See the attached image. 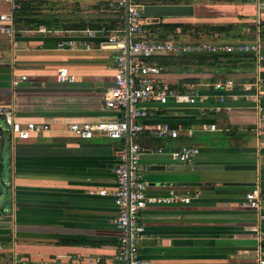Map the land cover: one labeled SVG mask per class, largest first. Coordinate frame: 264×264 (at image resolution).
<instances>
[{
	"label": "crops",
	"instance_id": "obj_1",
	"mask_svg": "<svg viewBox=\"0 0 264 264\" xmlns=\"http://www.w3.org/2000/svg\"><path fill=\"white\" fill-rule=\"evenodd\" d=\"M50 1V8L64 17L112 16L107 0ZM176 2L193 4V14L143 16L153 39L252 44L258 34L264 57V6L257 10L252 1L244 0ZM60 3L61 9L56 8ZM151 3L169 1L139 0L141 6ZM66 4L75 10L64 11ZM15 6V0H0V14L12 16ZM176 23L188 26L184 30L170 26ZM40 26L16 29L12 37L0 35V105H10L22 123L49 126L8 147L10 202L8 213L0 214V234L10 237L0 242L5 243L0 260L120 264L114 256L117 209L111 191L121 143L103 137L80 140L65 130L72 122L120 118L117 110L104 106V94L113 85L115 52L80 45L59 48L60 39L80 43L84 37L80 29L59 35L38 32ZM161 56L171 59L160 66L163 70L157 78L177 87L182 97L170 99L142 120L144 129L137 141L143 178L152 195L190 188L201 196L187 204L142 210L146 229L139 247L141 258L145 264H258L254 229L258 215L240 205L244 193L259 184L264 210V130L259 141L252 85L257 74L255 56L251 52ZM58 67H66L74 79L58 82ZM20 75L26 80L13 87L12 79ZM260 75L264 90V60ZM217 78H231L233 85L216 88ZM185 96H195L196 102H187ZM261 103L264 111V93ZM161 123L176 129L177 137L156 138L153 128ZM191 145L199 149L192 164L171 157L172 150ZM158 147L163 151L158 152ZM194 166L217 168L195 170ZM199 181L204 184H191ZM223 182L240 184L222 187ZM100 189L107 193H96ZM261 227L264 252V220Z\"/></svg>",
	"mask_w": 264,
	"mask_h": 264
},
{
	"label": "built area",
	"instance_id": "obj_2",
	"mask_svg": "<svg viewBox=\"0 0 264 264\" xmlns=\"http://www.w3.org/2000/svg\"><path fill=\"white\" fill-rule=\"evenodd\" d=\"M252 1L257 10L264 6V0ZM107 8L115 14L121 22V27L97 28L87 27L80 30L84 36L80 43L67 38L60 39L59 48L76 49L80 45L85 49L113 50L115 52V66L113 85L104 94V106L119 112L120 118L97 122H72L65 130L80 140H90L103 137L108 140L119 141L118 158L115 164V188L111 191L117 209L114 226L117 230V247L114 254L120 264H145L140 255V243L145 236V225L141 221V212L147 206L161 204H187L200 198L201 193L194 189H184L181 192L171 191L168 195H152L143 178L140 164L141 148L138 137L144 129L142 120L152 112H158L170 99L182 97L178 88L163 84L157 76L163 68L144 61V58L155 55H179L192 53H242L251 52L256 60V81L252 84L256 90L254 95L257 113L256 135L260 141L264 130V111L262 106L263 79L260 75L264 60L260 37L252 44H211L208 42H179L174 40H155L147 29L148 18L139 13V0H107ZM38 32L61 34L62 29L40 26ZM16 29L12 16L0 14V35L12 37ZM55 78L58 82H71L74 79L66 67L56 68ZM26 76L20 75L12 79V86L16 87L25 81ZM216 88L233 85L231 78H217ZM189 103H195V96H185ZM223 98H221L222 100ZM153 103L154 105H146ZM0 156L4 138L7 148L14 147L20 141L32 138L31 132H45L49 126L34 122H20L10 105H0ZM209 128L214 129L211 124ZM153 135L159 139L176 138L178 131L166 123L157 124L153 128ZM6 148V149H7ZM162 152V147L156 149ZM171 157L185 164H192L199 153L196 146H182L170 152ZM91 194L94 191H90ZM100 195L107 193L105 189L96 191ZM242 208L255 210L258 215L254 229L257 233V261L264 264L262 250V221L264 210L262 193L259 184L247 190L240 203Z\"/></svg>",
	"mask_w": 264,
	"mask_h": 264
},
{
	"label": "trees",
	"instance_id": "obj_3",
	"mask_svg": "<svg viewBox=\"0 0 264 264\" xmlns=\"http://www.w3.org/2000/svg\"><path fill=\"white\" fill-rule=\"evenodd\" d=\"M50 0H15V8L12 12L13 25L15 29H24L35 26H45L48 28H57L62 30L74 31L75 29H85L87 27L97 28L105 26L107 28L121 27V22L113 12L110 18L100 17L96 19H84L76 17H64L59 13H55L50 8ZM49 5V6H48ZM58 9H61L59 7ZM172 28L181 27L183 30L188 25L181 23L170 24ZM153 59V60H152ZM170 57L155 55L144 58V61L165 66Z\"/></svg>",
	"mask_w": 264,
	"mask_h": 264
},
{
	"label": "water",
	"instance_id": "obj_4",
	"mask_svg": "<svg viewBox=\"0 0 264 264\" xmlns=\"http://www.w3.org/2000/svg\"><path fill=\"white\" fill-rule=\"evenodd\" d=\"M151 1H169V3H151L145 4L138 8L139 13L143 16L149 17H171V16H191L193 14L194 6L193 4L188 3H178L176 1L182 0H151ZM7 148V139L4 138L1 156H0V214L7 209L9 206V198L10 193L4 194V181L1 179V174L3 170V157ZM241 167V166H237ZM217 166H194L193 169L195 170H208V169H215ZM220 168V166H219ZM191 184L195 185H203L204 182H193ZM205 184H212V183H205ZM240 182H223L221 185L222 187L225 186H238ZM10 236H5L0 234V242L8 240Z\"/></svg>",
	"mask_w": 264,
	"mask_h": 264
},
{
	"label": "rangeland",
	"instance_id": "obj_5",
	"mask_svg": "<svg viewBox=\"0 0 264 264\" xmlns=\"http://www.w3.org/2000/svg\"><path fill=\"white\" fill-rule=\"evenodd\" d=\"M59 3V2H58ZM63 3H60L59 5L57 4L59 8L61 7ZM72 5V3H71ZM49 6V5H48ZM70 10H75V8L73 6H68L67 4L65 5V9L64 11L69 12ZM63 11V10H62ZM0 124H3L2 119L0 118ZM10 164H11V150L10 148H7L3 157V170H2V174H1V179L4 181V185H3V189H4V194L9 193L10 189H9V183L11 182V173H10ZM4 214L8 213V207L5 211H3ZM5 243H0V251L5 248ZM0 264H8V262L5 260H0Z\"/></svg>",
	"mask_w": 264,
	"mask_h": 264
}]
</instances>
